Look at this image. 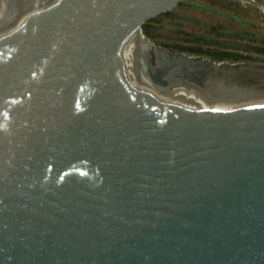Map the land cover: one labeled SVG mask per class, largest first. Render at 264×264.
Returning a JSON list of instances; mask_svg holds the SVG:
<instances>
[{
	"label": "water",
	"instance_id": "water-1",
	"mask_svg": "<svg viewBox=\"0 0 264 264\" xmlns=\"http://www.w3.org/2000/svg\"><path fill=\"white\" fill-rule=\"evenodd\" d=\"M183 1L48 0L0 33V264H264V74L125 42Z\"/></svg>",
	"mask_w": 264,
	"mask_h": 264
},
{
	"label": "rangeland",
	"instance_id": "rangeland-1",
	"mask_svg": "<svg viewBox=\"0 0 264 264\" xmlns=\"http://www.w3.org/2000/svg\"><path fill=\"white\" fill-rule=\"evenodd\" d=\"M4 1H0L3 4ZM230 2L232 7H227L226 3ZM0 4V5H1ZM170 12H174L180 16H186L185 20L179 23L184 32L193 34H206L209 33L218 36L217 41L228 43V44H239L236 41L237 32L242 30L252 31L255 37H264V0L257 3L250 2L248 0H184L182 5L174 7ZM162 15V14H161ZM159 15L155 18H162ZM153 19V18H152ZM178 23L172 22L167 18H162L160 25L162 26L156 31V43L149 42L154 47H163V45H174L178 44L183 46L182 34H176ZM211 24L214 26H222L221 29L212 31L206 25ZM226 31L227 33L222 34L220 31ZM221 34V35H220ZM234 35V36H233ZM163 50L167 53L171 50L168 47H163ZM188 54L190 58H197L201 60H212L215 65H264V56H254L253 61H228V60H214L205 55H195L187 51L178 50L173 55H184ZM156 59H161L156 56ZM170 61V60H169ZM174 62L175 60H171ZM178 61L176 60L175 63ZM194 76V72L188 71ZM202 74L207 75V71H203Z\"/></svg>",
	"mask_w": 264,
	"mask_h": 264
},
{
	"label": "bare ground",
	"instance_id": "bare-ground-1",
	"mask_svg": "<svg viewBox=\"0 0 264 264\" xmlns=\"http://www.w3.org/2000/svg\"><path fill=\"white\" fill-rule=\"evenodd\" d=\"M0 33L10 34L13 30L21 27L27 22L41 7L47 4L48 0H0ZM128 43H140L147 57L156 59L159 56L157 47L146 42L138 30L133 31L126 39ZM168 53V52H167ZM206 74H202L203 71ZM264 74V67L259 66H240L236 68L221 69L218 66L210 67L204 65L194 73L198 79H215L236 74Z\"/></svg>",
	"mask_w": 264,
	"mask_h": 264
},
{
	"label": "trees",
	"instance_id": "trees-1",
	"mask_svg": "<svg viewBox=\"0 0 264 264\" xmlns=\"http://www.w3.org/2000/svg\"><path fill=\"white\" fill-rule=\"evenodd\" d=\"M226 6L232 7V4L230 2H227ZM161 16L162 18L164 17V18L171 20L172 22L178 23L177 24L178 30H176V34H182L183 39H184L183 41L185 42L183 46L174 44V45H169V46L163 45V47H168L170 49H175L177 51L178 50L187 51L191 54H196V55H205L215 60L228 59L233 62L253 61L254 60V58H252L253 54L264 56V50L262 49L243 50L245 51L244 53L246 54L244 53L241 54L239 52H233V51H228V50H221V49H227L231 46H229L230 44L228 43L225 44L224 42L217 41L218 36H215L214 34H211V33H209L208 35L193 34V33L182 31L181 30L182 26L179 23L185 20L186 16H180L174 12H167V13L162 14ZM162 18L150 19L146 21L141 27L142 34L151 43H156V39H158L156 38L155 33L162 27L160 25ZM206 26H208V28L212 31L222 28V26H219V25L214 26V25L208 24Z\"/></svg>",
	"mask_w": 264,
	"mask_h": 264
},
{
	"label": "flooded vegetation",
	"instance_id": "flooded-vegetation-1",
	"mask_svg": "<svg viewBox=\"0 0 264 264\" xmlns=\"http://www.w3.org/2000/svg\"><path fill=\"white\" fill-rule=\"evenodd\" d=\"M232 1H234V0H232ZM248 1H250L251 3L252 2L257 3L261 0H248ZM220 33L225 34L227 32L221 30ZM234 35H237L236 41L239 42V44H230L229 46H231V47H229L227 49H221V50L239 52L241 54L244 53L245 51H243V50H246V49H249V50L262 49V50H264V37H255V34L252 33V31H247V30H242V32H237ZM225 44H227V43H225ZM244 54H246V53H244ZM254 56H263V55L253 54L252 58H254ZM211 59H213V58H211ZM217 60H228V59H217Z\"/></svg>",
	"mask_w": 264,
	"mask_h": 264
}]
</instances>
